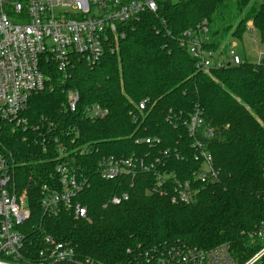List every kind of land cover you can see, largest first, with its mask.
I'll return each instance as SVG.
<instances>
[{"label": "trees", "instance_id": "obj_1", "mask_svg": "<svg viewBox=\"0 0 264 264\" xmlns=\"http://www.w3.org/2000/svg\"><path fill=\"white\" fill-rule=\"evenodd\" d=\"M249 22L264 38V1L162 0L156 13L127 25L124 38L97 63L78 59L64 78L42 60L47 86L30 98L21 114L26 123H0V153L16 191H26L31 214L18 227L26 239L21 264H44L40 254L50 248L48 238L75 250L76 260L99 264H133L137 254L176 243L204 250L229 244L237 264L262 252L264 241L256 234L264 229V63L206 73L188 48L205 24L204 49L225 55L230 39L243 41ZM70 91L80 96L74 113L65 109ZM143 100L148 103L140 111ZM94 105L108 111L105 119L87 118ZM196 108L202 131H214L207 144L221 173L215 184H196L195 202L174 204L151 192L156 171L102 179L103 158L135 156L159 161L157 170L178 181L192 180L202 164L195 161L185 122ZM146 138L161 144L137 143ZM62 162L89 182L77 196L88 219L42 205L43 187L58 188ZM124 194L128 201L111 204ZM255 264H264V255Z\"/></svg>", "mask_w": 264, "mask_h": 264}, {"label": "built area", "instance_id": "obj_2", "mask_svg": "<svg viewBox=\"0 0 264 264\" xmlns=\"http://www.w3.org/2000/svg\"><path fill=\"white\" fill-rule=\"evenodd\" d=\"M159 1L162 0H0V123H26L27 120L21 114L30 98L47 86L46 76L41 70L43 59L55 64L64 78L78 59L93 65L102 58L107 48H112V42L117 45L124 38L127 25L139 21L146 13H156ZM206 27L205 24L201 26L199 36L188 44L199 70L211 73L247 62L235 51L237 45L230 42L225 55L205 50L203 42L208 40ZM246 34L253 36L257 46V61L254 64L264 63V38L253 22L247 24ZM79 100V93L70 91L65 109L76 112ZM147 103L143 100L138 106L139 110H145ZM86 115L89 120L98 121L105 119L108 111L100 105H94L87 109ZM185 123L189 136L194 138L195 161L202 164L192 180L178 181L171 173L157 170L156 163L159 164V161L148 162L147 158L135 156L127 159L103 158L99 164L102 179L115 181L156 171L157 183L150 189L151 192L170 196L174 204L195 202L199 193L196 184L217 183L221 170L215 167L214 157L207 144L214 131H202L204 120L200 109L196 108ZM137 143L158 147L161 140L146 138ZM85 152L86 149L82 153ZM59 153L61 156L67 155L63 145H59ZM168 154L169 151L164 153ZM56 172L58 188L43 187V207L55 214L64 210L71 212L77 220L88 219V209L77 201V196L89 186L88 180L78 179L66 162L59 164ZM128 200V194H124L114 197L111 204L119 206ZM30 215L27 193L19 194L16 191L8 159L0 153V264H21L20 261H23L22 251L26 239L18 227L27 222ZM256 235L264 241V230ZM46 242L51 246L40 254L44 264H99L89 259L76 260L75 250L66 244L50 238ZM263 255L264 249L246 264H255ZM133 264L237 263L229 244L204 250L176 243L137 254Z\"/></svg>", "mask_w": 264, "mask_h": 264}, {"label": "rangeland", "instance_id": "obj_3", "mask_svg": "<svg viewBox=\"0 0 264 264\" xmlns=\"http://www.w3.org/2000/svg\"><path fill=\"white\" fill-rule=\"evenodd\" d=\"M260 1L262 2L264 0H260ZM254 27H255V25H254ZM230 44H232V45L236 44L237 45L236 47H234L235 51L240 53L248 63H250V64L256 63V61H257V46L255 45V43L253 41L252 35L246 34L243 41H241L240 39H237L236 37L233 39H230Z\"/></svg>", "mask_w": 264, "mask_h": 264}]
</instances>
